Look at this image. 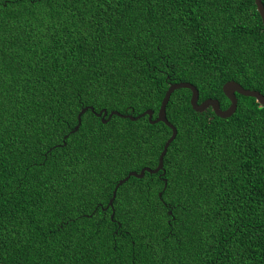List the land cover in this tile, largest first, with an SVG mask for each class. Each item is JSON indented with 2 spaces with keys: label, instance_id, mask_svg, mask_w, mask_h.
<instances>
[{
  "label": "trees",
  "instance_id": "1",
  "mask_svg": "<svg viewBox=\"0 0 264 264\" xmlns=\"http://www.w3.org/2000/svg\"><path fill=\"white\" fill-rule=\"evenodd\" d=\"M221 76L264 94L255 0H0V264H264L255 97L223 118L175 90L165 174L130 176L113 207L172 129L88 109L75 130L86 106L155 119L181 81L226 109Z\"/></svg>",
  "mask_w": 264,
  "mask_h": 264
},
{
  "label": "water",
  "instance_id": "2",
  "mask_svg": "<svg viewBox=\"0 0 264 264\" xmlns=\"http://www.w3.org/2000/svg\"><path fill=\"white\" fill-rule=\"evenodd\" d=\"M256 1V4H257V7H258V11L260 12L261 16H262V20H263V23H264V3L262 2V0H255ZM237 86H238V89L243 93V95H246V96H252V97H255L257 99V95H264L263 93L257 91V90H252V89H246L245 87H243L239 82L237 81H234ZM179 88H189L191 89L192 91V96L194 95L195 91L198 89L193 83L191 82H187V81H181V82H177V83H172L166 94H165V97L163 98L162 100V103H161V106L159 108V111H158V114H157V117L154 119L153 116L155 114V111L153 109H147L146 111H144L143 113H141L140 115L138 116H134L132 114H123L121 112H119L118 110H113L109 113V111L107 109H102L101 111L99 112H102L105 114V116L107 117H112L114 114H117L121 117H125V118H130L132 120H137L139 119L140 117L142 116H145V115H148L149 117V120L151 123H157V122H164L166 123L171 129H172V134L171 136L168 138V140L166 141L165 145H164V148L160 154V157H159V163L158 165L155 167V168H150V167H144L141 169L140 172H137V171H131L125 178L121 179L118 184L116 185L114 191H113V196L112 198L110 199L109 201V204H108V207L111 206L113 207V202H114V199L116 198V195H117V190H118V187L123 184L125 181H127L130 176H136V177H143L145 175L146 172H150V173H157L159 172L160 170H163V174H165V169H164V157L167 153V151L165 152L164 149H167L169 148L170 144L174 141V139L176 138L177 136V133H178V130L176 128V126L171 123L167 117V106H165L164 104V101H167V104L171 98V95L172 93L179 89ZM169 93L171 95H169ZM191 96V97H192ZM218 104H219V108H213V110L215 111V113L218 115V116H221L223 118H227V117H230L232 114H234V112L237 110V107H238V104L233 106L232 104L229 105L228 108L226 109H223L221 107V103L219 101V99H217L216 101ZM192 104V103H191ZM192 107L193 109H195L196 111H200L202 112L200 109H199V102L196 104V105H193L192 104ZM88 109H91V110H95V108L93 106H86L84 107L79 115H78V119H79V123L78 125L76 126L75 130H77V127L79 128L80 124H81V113H85ZM102 120L105 122V120L102 118ZM109 119H107L108 121ZM169 141H171V143H169ZM161 157L163 158V167H161ZM159 169V170H157ZM114 210V209H113ZM114 212V211H113Z\"/></svg>",
  "mask_w": 264,
  "mask_h": 264
},
{
  "label": "snow or ice",
  "instance_id": "3",
  "mask_svg": "<svg viewBox=\"0 0 264 264\" xmlns=\"http://www.w3.org/2000/svg\"><path fill=\"white\" fill-rule=\"evenodd\" d=\"M218 79L221 81V83L218 86L220 94L223 95L226 99H228L229 103L232 104L233 106L239 104L240 101L238 97L240 95H243V93L238 89L237 84L234 82L235 78L221 76L218 77ZM202 88L203 86H201L199 89L195 91L194 95L191 97V103L193 105H196L199 102V109L201 111L207 110L210 107L219 108V104L216 102L217 101L216 97L205 95L203 96V99H201ZM169 95L171 94L169 93ZM257 102L261 105L262 108H264V95H257ZM164 104L165 106H167V101H164ZM93 111L95 116H99L103 118L105 122H107V119H110V117H106L105 114L102 112H96L95 110ZM80 115L83 116L84 113L82 112ZM169 143H171V141H169ZM164 151L166 152L167 149H164ZM161 167H163L162 157H161ZM163 187L165 190H167V182H165ZM160 195H161V199H163V192H161Z\"/></svg>",
  "mask_w": 264,
  "mask_h": 264
}]
</instances>
